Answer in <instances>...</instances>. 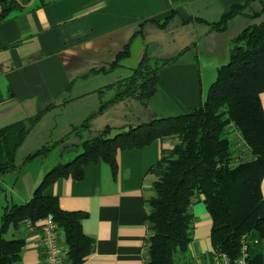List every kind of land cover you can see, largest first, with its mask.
<instances>
[{
    "label": "crops",
    "instance_id": "obj_1",
    "mask_svg": "<svg viewBox=\"0 0 264 264\" xmlns=\"http://www.w3.org/2000/svg\"><path fill=\"white\" fill-rule=\"evenodd\" d=\"M245 1L55 0L41 6L33 3L1 20L0 130L45 110L17 148L16 164L79 127L109 93L100 96L98 90L128 78L144 52L155 59L179 57L159 72L156 92L146 107L132 100L118 103L93 119L91 133L109 126L113 134L198 107L217 68L229 59L231 39L246 26L264 21V11L254 20L241 14L228 22L225 31H210L211 23ZM262 5L264 0L253 1L251 11L260 12ZM139 28L142 38H134ZM129 43V57L110 69ZM187 46L191 47L180 55ZM259 98L264 111V92ZM77 139L69 135L45 157L2 175L0 216L6 206L25 203L58 162L74 158L79 152ZM171 146L169 141L155 140L142 148L124 149L116 154L115 173L99 160L83 167L80 179L63 176L46 187L44 193L56 197L62 210L85 213L81 228L91 244L81 264H144L147 200L154 180L149 170L162 149ZM240 150V155L248 156L245 148ZM54 152V163L44 164ZM261 193L264 199V176ZM203 204L198 200L192 206L193 264H206L212 252L211 218ZM41 223L32 229L21 225L7 234L24 241L21 264H44ZM60 243L65 246L61 231Z\"/></svg>",
    "mask_w": 264,
    "mask_h": 264
},
{
    "label": "trees",
    "instance_id": "obj_2",
    "mask_svg": "<svg viewBox=\"0 0 264 264\" xmlns=\"http://www.w3.org/2000/svg\"><path fill=\"white\" fill-rule=\"evenodd\" d=\"M19 1L27 4L30 0ZM52 1L55 0L35 3L41 6ZM253 1L256 0L233 5L209 25L210 31H225L237 15L244 14L252 20L260 17L264 5L260 12H253ZM21 4L0 0V21L24 10ZM135 37L142 38L140 28ZM230 44L228 61L217 68V77L198 107L113 134L105 126L95 136L78 143L79 152L74 158L60 161L47 171L25 203L6 206L0 216V264H21L24 241L8 236L9 230L18 229L24 220L41 222L48 215L64 236V264H81L91 244L81 228L85 213L62 210L58 199L46 195L44 190L59 177L71 175L80 179L83 167L99 160L115 173L118 151L142 148L155 140L169 141L172 146L162 149L160 159L149 170L154 180L152 196L147 201L149 212L145 220L149 235L144 264H193L189 254L195 221L192 206L198 200L203 201L211 218L212 251L225 254L232 264L245 241L248 264H264L259 244L264 241V111L259 98L264 92V21L246 26ZM130 46L127 44L117 55L110 69L121 66L129 57ZM190 47H185L180 55ZM177 57L155 59L144 52L128 78L98 90L100 96L113 92L111 98L102 100L98 109L70 134L28 154L21 165L45 157L69 135L79 137L81 131L91 134L93 119L118 103L132 100L146 107L156 92L159 72ZM44 111L0 130V177L21 166L15 161L16 150ZM241 148L246 149L248 156L240 155Z\"/></svg>",
    "mask_w": 264,
    "mask_h": 264
},
{
    "label": "built area",
    "instance_id": "obj_3",
    "mask_svg": "<svg viewBox=\"0 0 264 264\" xmlns=\"http://www.w3.org/2000/svg\"><path fill=\"white\" fill-rule=\"evenodd\" d=\"M39 226V243L43 252L44 264H64L67 258V248L60 243V231L51 215L41 221ZM22 226L32 229L35 224L24 220ZM248 253L245 241H242L240 253L232 264H248ZM206 264H230L228 257L222 253L211 252Z\"/></svg>",
    "mask_w": 264,
    "mask_h": 264
},
{
    "label": "rangeland",
    "instance_id": "obj_4",
    "mask_svg": "<svg viewBox=\"0 0 264 264\" xmlns=\"http://www.w3.org/2000/svg\"><path fill=\"white\" fill-rule=\"evenodd\" d=\"M35 2H37V0H34V3ZM228 61V60H227ZM213 78H212V80L209 82V83H212L215 79H216V77H217V70H216V74H214L213 76H212ZM112 95H113V92H109L108 93V95H107V97H106V99H109V98H111L112 97ZM135 103V102H134ZM132 106V105H131ZM132 109H133V107H131ZM82 132V134H80L79 135V137H78V142H81L83 139H85V138H89V137H91V136H95L96 135V133L97 132H95V133H91V134H86L84 131H81ZM55 152L54 153H52L45 161H43L44 162V164H47V165H52V163H54L53 161L55 160V158H56V156H55ZM59 160H56V162H58ZM39 162V161H38ZM150 199V198H149ZM148 199V200H149ZM147 200V201H148ZM204 205V204H203ZM204 207H205V205H204ZM259 244H261V248H263V255H264V241L262 242L261 241V243L259 242ZM256 245H258L257 243H256Z\"/></svg>",
    "mask_w": 264,
    "mask_h": 264
},
{
    "label": "water",
    "instance_id": "obj_5",
    "mask_svg": "<svg viewBox=\"0 0 264 264\" xmlns=\"http://www.w3.org/2000/svg\"><path fill=\"white\" fill-rule=\"evenodd\" d=\"M16 1H17L19 4H21L19 0H16ZM33 3H34V0H30L27 4H21V6H22L23 8H27V7L32 6ZM0 13H1V7H0Z\"/></svg>",
    "mask_w": 264,
    "mask_h": 264
}]
</instances>
